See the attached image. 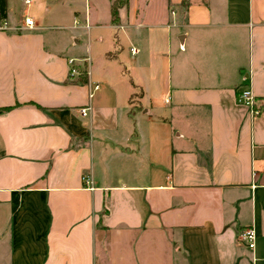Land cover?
<instances>
[{"label":"crops","instance_id":"crops-1","mask_svg":"<svg viewBox=\"0 0 264 264\" xmlns=\"http://www.w3.org/2000/svg\"><path fill=\"white\" fill-rule=\"evenodd\" d=\"M181 3L7 0L0 264H264V0Z\"/></svg>","mask_w":264,"mask_h":264},{"label":"built area","instance_id":"built-area-1","mask_svg":"<svg viewBox=\"0 0 264 264\" xmlns=\"http://www.w3.org/2000/svg\"><path fill=\"white\" fill-rule=\"evenodd\" d=\"M24 23H25V26H27L28 28H32L34 26V21L30 17H25ZM85 27L88 28L89 25L86 23ZM6 28H8V23L6 19L2 17L0 14V29H6ZM130 52L134 55L137 53V50L134 47H131ZM68 63H69L70 74L79 75L80 66L79 64L76 63V59L69 58ZM99 86L100 85L98 83L94 84L92 86V90L94 91V90L99 89ZM236 101L238 104L247 107L253 116H256L257 114H259L260 110L256 105V98L250 86H244L239 89V91L237 92ZM86 110L87 108H81L80 109L81 114L85 115ZM263 176H264V172H263ZM82 180H83L85 187L90 188V189L93 188L92 180L88 176L86 175L83 176ZM255 240H256V232L252 226L243 228L238 234V243L241 246H245L251 250L255 248Z\"/></svg>","mask_w":264,"mask_h":264},{"label":"trees","instance_id":"trees-1","mask_svg":"<svg viewBox=\"0 0 264 264\" xmlns=\"http://www.w3.org/2000/svg\"><path fill=\"white\" fill-rule=\"evenodd\" d=\"M110 8H111V20L112 22H116L118 19V8L126 5L128 0H110ZM183 6H187L189 4V0H182L181 3ZM7 12V0H0V14L2 17H6Z\"/></svg>","mask_w":264,"mask_h":264}]
</instances>
